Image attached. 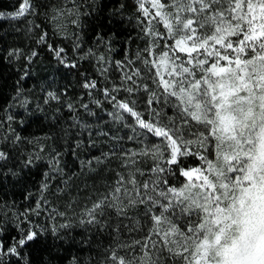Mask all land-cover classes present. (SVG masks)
I'll list each match as a JSON object with an SVG mask.
<instances>
[{
	"label": "snow or ice",
	"instance_id": "obj_1",
	"mask_svg": "<svg viewBox=\"0 0 264 264\" xmlns=\"http://www.w3.org/2000/svg\"><path fill=\"white\" fill-rule=\"evenodd\" d=\"M13 9L0 28L28 44L0 36V264H264V0Z\"/></svg>",
	"mask_w": 264,
	"mask_h": 264
},
{
	"label": "trees",
	"instance_id": "obj_2",
	"mask_svg": "<svg viewBox=\"0 0 264 264\" xmlns=\"http://www.w3.org/2000/svg\"><path fill=\"white\" fill-rule=\"evenodd\" d=\"M14 0H0V10L4 12H10L13 9ZM3 27L0 28V36L4 38L6 45H20L27 46L28 37L25 36L24 32H16L13 28V25L17 24L16 21H5L2 22ZM23 28V25H21ZM54 62H50L49 58L45 55H42L41 60L34 66L32 77L25 82L27 88L32 90V95L38 97L40 95V88L43 87L46 83H51L53 78V73L55 71ZM15 79L14 70L9 69L4 73V80L7 81V84L10 86ZM58 83H64V81H59ZM3 84V81H0V85ZM3 92L5 95L11 94L10 87H4ZM48 131L47 122L44 121H33L30 123V126L27 127L25 135L32 137H43L45 132ZM40 176L39 174L33 175L31 178V183L29 187L35 188L39 184ZM5 195L9 202L15 200L17 203H22V196L24 195V190L21 187L12 188L11 185L6 189ZM47 260V255H45Z\"/></svg>",
	"mask_w": 264,
	"mask_h": 264
},
{
	"label": "rangeland",
	"instance_id": "obj_3",
	"mask_svg": "<svg viewBox=\"0 0 264 264\" xmlns=\"http://www.w3.org/2000/svg\"><path fill=\"white\" fill-rule=\"evenodd\" d=\"M6 13H7V12H6ZM44 86H45V84L43 85V87H44ZM32 190H33V191H35V188H34V187H32Z\"/></svg>",
	"mask_w": 264,
	"mask_h": 264
}]
</instances>
